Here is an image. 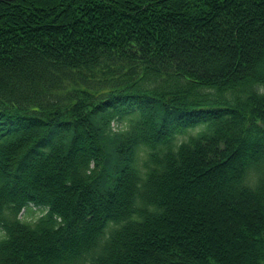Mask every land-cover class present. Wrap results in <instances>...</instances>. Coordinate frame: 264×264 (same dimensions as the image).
Masks as SVG:
<instances>
[{
	"label": "trees",
	"instance_id": "trees-1",
	"mask_svg": "<svg viewBox=\"0 0 264 264\" xmlns=\"http://www.w3.org/2000/svg\"><path fill=\"white\" fill-rule=\"evenodd\" d=\"M209 191L264 264V0H0V264H231Z\"/></svg>",
	"mask_w": 264,
	"mask_h": 264
},
{
	"label": "rangeland",
	"instance_id": "rangeland-1",
	"mask_svg": "<svg viewBox=\"0 0 264 264\" xmlns=\"http://www.w3.org/2000/svg\"><path fill=\"white\" fill-rule=\"evenodd\" d=\"M211 184V183H210ZM215 191H209L208 194H205V201H203L202 209L204 210L207 217L211 221V226L213 227L215 232H212L213 239L217 244L221 243L229 246L228 250L224 249L223 246H220V251L229 256V261L231 264H241L244 260V248L242 245V241H239L240 238L231 235L230 231L237 230L239 231V224L233 223L227 216L233 215L232 208L234 207L231 201H225L222 197H218V195H214ZM182 201V202H181ZM206 203V204H205ZM191 204V205H190ZM187 204L185 200H179V205H189L193 206L194 209L201 208L200 206H195L192 203ZM45 211L44 207H39L35 205H30L28 208H25L21 217L27 219H33L43 213ZM249 214V210L246 207L240 210V217H245ZM217 228H219V232L217 234ZM2 231L0 230V233ZM237 241V242H236ZM221 242V243H220ZM226 248V247H225Z\"/></svg>",
	"mask_w": 264,
	"mask_h": 264
}]
</instances>
